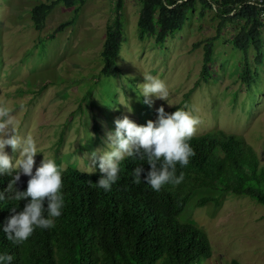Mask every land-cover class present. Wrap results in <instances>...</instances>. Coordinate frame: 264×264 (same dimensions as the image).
Returning a JSON list of instances; mask_svg holds the SVG:
<instances>
[{
    "label": "rangeland",
    "instance_id": "374dc122",
    "mask_svg": "<svg viewBox=\"0 0 264 264\" xmlns=\"http://www.w3.org/2000/svg\"><path fill=\"white\" fill-rule=\"evenodd\" d=\"M41 1L49 0H0V105L12 110L16 133L36 141V167L45 158L60 168L99 170L91 154L106 150L115 119L127 115L146 125L157 119L161 105L168 113L184 109L199 117L196 134L219 128L241 134L264 164V26L260 63L254 61L252 45L245 57L231 44L239 24L227 23L213 43L208 72L202 74L203 43L216 33L218 21L211 8L201 15L197 2L183 27L157 44L153 36L138 38L140 0H123L118 71L104 75L101 49L117 0L58 3L36 28L31 8ZM72 17V23L55 31ZM246 67L255 73L250 84L242 76ZM144 74L166 83L168 102L152 96L151 105L143 103ZM6 151L14 162L20 158L10 146ZM206 196L218 201L199 206ZM179 219L207 232L212 254L203 264H229L232 258L240 264H264V204L251 197L197 188Z\"/></svg>",
    "mask_w": 264,
    "mask_h": 264
},
{
    "label": "trees",
    "instance_id": "16d2710c",
    "mask_svg": "<svg viewBox=\"0 0 264 264\" xmlns=\"http://www.w3.org/2000/svg\"><path fill=\"white\" fill-rule=\"evenodd\" d=\"M83 0H49L36 3L31 8V19L40 28L55 5L73 6ZM200 2V14L207 7L218 18L216 33L203 43L202 74H207L213 55V43L227 23H238V31L231 44L244 51L252 45L256 63L262 59L260 10L264 2L251 0H140L137 17L138 38L153 36L155 43H163L169 34L180 30L187 13ZM123 0H117L115 19L107 27L102 44L101 57L104 75L118 71L115 58L122 43V22L119 11ZM63 21L55 31L62 30L73 21ZM51 34L50 37H53ZM201 45V43H195ZM247 84L255 73L251 68L242 70ZM191 91V90H190ZM189 92L186 95H189ZM196 155L186 167L177 164L176 175L184 173L181 184L165 185L153 190L143 177L150 165L146 161L126 157L120 162V179L110 191L96 186L101 173L82 171L72 165L62 168L64 207L54 219L55 226L37 228L22 244H14L6 238L3 227L13 214L11 209L22 211L28 200L7 199L0 201V254L13 255L11 264H203L212 254L207 232L196 223L182 221L179 214L197 188H209L220 192H232L251 197L264 204V164L255 148L238 133L223 129L208 130L196 134L189 142ZM143 166L141 182H133L132 170ZM12 178L0 176V192H4ZM29 177L21 175L16 187L27 189ZM30 199V198H29ZM210 196L198 201L201 206ZM47 209V201L44 203ZM45 218L48 216L45 210ZM229 264H240L232 258Z\"/></svg>",
    "mask_w": 264,
    "mask_h": 264
},
{
    "label": "clouds",
    "instance_id": "9594fccd",
    "mask_svg": "<svg viewBox=\"0 0 264 264\" xmlns=\"http://www.w3.org/2000/svg\"><path fill=\"white\" fill-rule=\"evenodd\" d=\"M144 75L146 82L141 93L143 103L151 105L152 96L168 102L169 89L166 83L151 74ZM114 123L115 130L107 133L106 150L97 149L91 154L93 164L99 161L101 177L96 182L97 187L111 190L112 185L120 179V162L126 157L146 161L150 165L143 179L155 191H160L168 184L177 186L183 182L184 173L177 176L176 167L177 164L186 167L190 158L196 155L189 142L197 133L201 123L199 117L184 109L168 113L161 105L157 109V119L148 120L146 125H138L127 115L115 119ZM12 125V110L0 105V176L12 178L4 192H0V201L6 199L5 193H12L7 199L29 201L22 211L17 212L16 207H13V214L3 227L6 238L19 245L27 241L37 228L54 227L52 218L61 216L65 201L62 168L54 160L45 158L36 167L35 156L39 152L36 141L32 137L19 136ZM8 146L12 152L20 153V158L15 162L6 151ZM144 171L142 165L132 170L134 183L141 182ZM22 174L29 177L25 191L16 187ZM45 210L50 218H45ZM13 259L11 254H0V264H11Z\"/></svg>",
    "mask_w": 264,
    "mask_h": 264
},
{
    "label": "built area",
    "instance_id": "2783aa9c",
    "mask_svg": "<svg viewBox=\"0 0 264 264\" xmlns=\"http://www.w3.org/2000/svg\"><path fill=\"white\" fill-rule=\"evenodd\" d=\"M251 1H256L258 3H263L264 2V0H251ZM259 20L261 21L262 26H264V9L263 8L260 10Z\"/></svg>",
    "mask_w": 264,
    "mask_h": 264
}]
</instances>
